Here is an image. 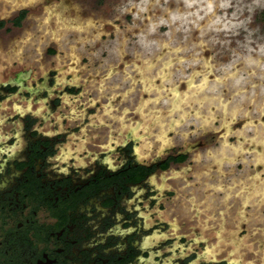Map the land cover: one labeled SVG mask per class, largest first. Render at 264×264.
<instances>
[{"label":"rangeland","instance_id":"obj_1","mask_svg":"<svg viewBox=\"0 0 264 264\" xmlns=\"http://www.w3.org/2000/svg\"><path fill=\"white\" fill-rule=\"evenodd\" d=\"M0 20V70H30L58 121L101 126L105 162L131 142L141 162L186 154L150 178L152 209L132 199L147 229L264 264V0H0Z\"/></svg>","mask_w":264,"mask_h":264},{"label":"flooded vegetation","instance_id":"obj_2","mask_svg":"<svg viewBox=\"0 0 264 264\" xmlns=\"http://www.w3.org/2000/svg\"><path fill=\"white\" fill-rule=\"evenodd\" d=\"M0 71V264H208L194 240L154 232L169 224L147 229L131 202L184 152L146 163L131 142L105 162L101 126L87 117L58 121L60 99L36 92L30 70L15 62ZM154 193L146 190L140 204L152 209Z\"/></svg>","mask_w":264,"mask_h":264},{"label":"trees","instance_id":"obj_3","mask_svg":"<svg viewBox=\"0 0 264 264\" xmlns=\"http://www.w3.org/2000/svg\"><path fill=\"white\" fill-rule=\"evenodd\" d=\"M23 15H24V14H21L20 16H18V17L16 18V20H15V25H19V24H20L21 20L23 19ZM1 25H2V24H0V26H1ZM185 159H186V156H185V155H182V156H180L179 158H177L176 161H185ZM167 165H168V162L165 163V164H163V165L161 166V168H162V169H165V168L167 167ZM143 174H144V171H143L142 173L138 174V175H139V177H142ZM138 175H137L136 177H138Z\"/></svg>","mask_w":264,"mask_h":264}]
</instances>
